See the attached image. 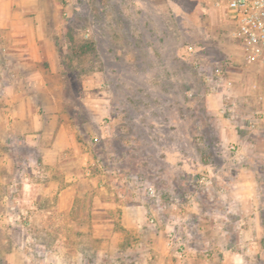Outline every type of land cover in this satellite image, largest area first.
<instances>
[{
    "label": "rangeland",
    "instance_id": "rangeland-1",
    "mask_svg": "<svg viewBox=\"0 0 264 264\" xmlns=\"http://www.w3.org/2000/svg\"><path fill=\"white\" fill-rule=\"evenodd\" d=\"M161 3L63 0L62 72L53 79L65 86L67 101L80 119L87 121L88 115L82 99L104 107L103 112L93 110L102 115L104 131L91 126L95 138L79 139L91 149L75 162L81 193L71 232L68 221L58 218L48 187L39 193L36 186L25 189L20 173H13L19 184L12 189V203H0V264H110L101 242L81 230L92 224L96 206L91 180L98 188L101 182L117 187L109 191L115 202L122 199L118 192L130 206L136 203L132 196L139 197L136 204L144 207L149 222L152 218L163 227L172 216V225L179 228L187 196L207 197L196 186V174L199 163L218 159L213 155L219 149L216 121L233 114L229 108L221 112L218 102L211 112L205 75L221 71L233 82L230 89L220 88L230 105L232 98L247 97L252 90L256 109L263 110L258 103L264 97V67L247 62L243 47L232 37L234 24L215 27L198 13L167 11ZM252 113L239 108L235 120L244 123ZM28 159L35 163L34 157ZM98 159L104 161L103 169L93 164ZM36 175H29L33 185L50 179L47 170ZM10 213L12 220L5 221ZM4 227L11 234L5 236Z\"/></svg>",
    "mask_w": 264,
    "mask_h": 264
},
{
    "label": "crops",
    "instance_id": "crops-1",
    "mask_svg": "<svg viewBox=\"0 0 264 264\" xmlns=\"http://www.w3.org/2000/svg\"><path fill=\"white\" fill-rule=\"evenodd\" d=\"M161 1L162 9L198 13L204 21L213 20L215 27L233 23L227 14L230 0ZM62 2L0 0V191L5 190L0 203H12L16 184L25 189L36 186L37 193L48 187L57 202L58 218L68 221L71 232L76 220L72 211L81 193L75 162L91 149L79 139L95 138L91 126L104 131L102 115L93 112H103L104 107H92L82 99L88 115L87 121L80 119L77 108L67 101L65 86L53 79L62 72ZM254 92L232 98V105L221 91L206 97L211 112L218 102L221 110L228 103L233 114L216 121L219 149L213 155L218 159L199 163L196 174V186L207 197L187 196L179 228L172 225V216L163 227L157 219L149 222L143 206L136 204L139 197L132 196L136 203L130 206L125 194L118 192L122 199L115 202L109 191L117 187L101 182L98 188L91 180L96 206L90 215L92 224L81 230L101 242V253L110 264H127L131 259L134 264H264V120L257 130H251L248 121L235 120L239 108L258 110ZM259 100L264 113V97ZM233 145L236 151L231 150ZM33 157L35 163H30L28 158ZM45 170L48 183L33 185L30 173L39 176ZM15 172L21 175L19 183ZM111 208L116 211L108 212ZM24 214L29 217L28 211ZM12 218L11 213L4 217ZM2 230L5 236L11 234L7 227Z\"/></svg>",
    "mask_w": 264,
    "mask_h": 264
},
{
    "label": "built area",
    "instance_id": "built-area-1",
    "mask_svg": "<svg viewBox=\"0 0 264 264\" xmlns=\"http://www.w3.org/2000/svg\"><path fill=\"white\" fill-rule=\"evenodd\" d=\"M227 14L235 26L232 37L243 47L247 62L264 67V0H230L227 5ZM204 80L210 87L207 96L219 92L222 86L228 89L233 86V82L227 79L221 71L205 75ZM227 98L229 100L231 97ZM227 110V103H225L222 112L225 113ZM263 120L264 113L255 111L248 119V126L251 130H257ZM231 150L236 151L235 145L231 147ZM93 164L100 169L104 168V161L101 159ZM149 192L155 195L153 188H150ZM171 238L175 237L172 235ZM179 251L180 253L184 251L183 245L179 246Z\"/></svg>",
    "mask_w": 264,
    "mask_h": 264
}]
</instances>
